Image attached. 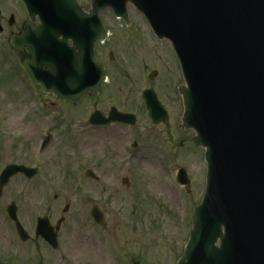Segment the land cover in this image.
Returning <instances> with one entry per match:
<instances>
[{
	"label": "rangeland",
	"instance_id": "1",
	"mask_svg": "<svg viewBox=\"0 0 264 264\" xmlns=\"http://www.w3.org/2000/svg\"><path fill=\"white\" fill-rule=\"evenodd\" d=\"M89 1L78 3L90 10ZM127 13L133 21L139 20L132 6H127ZM23 14L25 9L19 1L0 0V171L6 165L16 164L37 168L39 172L31 180L13 178L3 191L0 262L176 263L188 240L191 214L205 188L204 150L187 151L166 145L170 161L157 165L153 159L166 153L162 138L165 139L167 129L151 127L141 117L132 127L90 129L87 117L94 109L114 107L138 115L136 104L142 100L133 83L138 87L141 63L130 65L127 61L118 76L108 69L106 91L97 97H85L76 105L43 94L7 46L10 16L18 23ZM99 16L113 32L121 29L110 10L101 11ZM124 45L144 58L152 53L161 54L168 71H177L175 60L165 52L164 45L145 37L143 31L135 37L126 36ZM117 68L121 65L117 64ZM165 103L172 107L173 121L168 128L174 142L194 135L177 125L181 117L177 105ZM47 131L52 141L40 151ZM106 159L113 161L107 163ZM179 169L187 173V188L177 182ZM87 170L98 180L86 178ZM123 178L128 180L129 187L121 184ZM10 202L18 207L19 221L30 236L31 241L25 244L13 235L12 225L4 219L3 207ZM93 205L103 213L105 228L91 220L89 211ZM65 207L68 210L63 213ZM40 217H47L52 226L64 218L58 250L53 251L39 239L33 241L35 221Z\"/></svg>",
	"mask_w": 264,
	"mask_h": 264
},
{
	"label": "water",
	"instance_id": "2",
	"mask_svg": "<svg viewBox=\"0 0 264 264\" xmlns=\"http://www.w3.org/2000/svg\"><path fill=\"white\" fill-rule=\"evenodd\" d=\"M21 1L31 19L70 11L82 14L75 0ZM127 4L143 14L155 35L167 39L175 49L188 87L182 91V127L195 133L183 145L205 150L206 188L191 216L188 242L177 264H264V0H92L95 25L98 11L106 7L126 20ZM49 21L40 18L42 25ZM42 25L31 28L27 24L9 42L16 51L30 52L31 59L23 60L22 66L31 80L40 84L44 93L74 104L88 91L97 94L104 77L101 68L92 64V47L96 39H103L104 32L95 27L88 50L81 49L94 76L88 83L81 60L57 64L60 43L44 41L55 39L58 33ZM145 102L149 118L157 123L158 102L153 97H146ZM99 115L94 113L89 123L133 124L131 116L113 110L107 120H99ZM50 140L47 133L41 149ZM19 173L30 179L37 170L7 166L0 175V197L9 179ZM85 177L96 178L91 171H86ZM178 181L189 185L183 170L178 172ZM122 184L129 185L126 179ZM67 210L65 207L63 213ZM7 213L15 222L18 238L28 241L14 204ZM90 217L106 227L97 206L92 207ZM62 222L57 221L55 230ZM39 236L57 248L54 228L46 217L37 219Z\"/></svg>",
	"mask_w": 264,
	"mask_h": 264
},
{
	"label": "flooded vegetation",
	"instance_id": "3",
	"mask_svg": "<svg viewBox=\"0 0 264 264\" xmlns=\"http://www.w3.org/2000/svg\"><path fill=\"white\" fill-rule=\"evenodd\" d=\"M79 5L81 7V11L83 12L82 15H73L69 13L60 14V15H56V14L45 15L46 18H49L52 21L51 23L47 22L43 25L40 23L38 16H34V19L31 20L28 14H23L21 15L22 18L19 19L18 23H17V19L13 18V20L8 24L10 31L8 34L7 42L13 37H15L16 35H19L23 30H25L27 22L30 23V26L32 28L42 25L45 28H49L52 32L60 33L58 34L59 36H56L55 39L49 38V40H46V41H50L51 43L55 42V43L61 44L60 46L61 55L58 59L59 64H65L66 61H70L74 58V62L75 60L77 61L81 60V63L84 66L88 65V63H86L88 62V56L86 54L84 55L81 54V49H83L84 52H86L87 48L83 46H77L75 42L78 43L79 38H80V41H82L83 43H86V44L89 43L88 42L89 41V35H88L89 30L92 32V35H94L96 25L94 22V16L89 13V9L84 8L80 2H79ZM73 17L83 18L82 22L76 23V31H75L76 34H73L72 31H70V27H72V21L70 20H72ZM131 17L132 16L127 14L126 16L127 23L122 18L116 19L114 17L116 21H119L120 25L118 26H120L121 29L113 32L105 25L104 21L98 15V19L101 25V28L99 26V31L102 32V29H104L107 31L108 35L107 37L104 38V41L102 42L97 41L93 45L92 60L98 66L102 67V73L105 76V80H106L105 82L99 85L97 96H100V94L104 92V89L106 91L105 87L107 85V82L110 79L107 73L108 69L112 70L118 76L119 73L122 71V65H124V63L127 64V61H128V64L130 65H133L134 63H141V65L143 66V70L142 72H139L138 74V79H139L138 87L135 85V83H133L136 89L135 91L136 95L139 96L140 99L142 100L141 103L136 104V110L139 113H137L138 115L136 116L134 115L135 121H136V124H138L140 117H141V119L143 120L145 118V120L151 127H154V128L161 127L162 129L163 128L167 129L165 130V139L162 138L163 139L162 149H163V152H166V153H163V155L165 154L163 157H158L155 160L153 159V161L157 163V165L168 164L170 159L168 157V152L165 151L166 145H169V147L171 148L177 145L178 149H184V150H187V149L181 146V143L184 139H181L179 142L175 143L171 137L172 133L170 132L168 127L171 123V120L173 121V115L171 114L172 107H170L169 104L167 105V103L165 102L167 101L169 103L176 104L178 107L177 109L181 111V117H182L183 100H184L182 91H184L185 88H187V86L185 84V79L182 74L181 67L178 63L177 56L174 52V49L170 45V43L165 39L160 40L156 38V36L153 34L149 25L146 23V21L144 20V17L141 14H137L135 16L139 18V20L133 21ZM60 18H63L64 21L58 22L57 19H60ZM141 31H143L145 37H150V38L152 37L155 41L160 42L164 45V47L166 48L165 52L173 60H175L177 71H175L174 73H171L168 71V68L166 66V60L163 57H160L161 54L152 53L151 55L148 54L149 56L147 58H144L142 55H138L134 53L133 51H130L131 49L124 45V40L126 36L129 38L135 37L136 34ZM9 51L13 57L14 56L17 57L18 63L20 65L25 58L31 59L30 52L27 49H24L22 53L17 52L12 49H9ZM117 64L121 65L120 69L117 68ZM92 73L93 72L89 70L85 73H82L84 76V79H86L88 83L94 80V76ZM112 85L115 86L116 81ZM144 94L149 97L155 98L156 101L158 102L157 119L160 120L159 124L154 125L148 119L147 114H146L145 105L142 99ZM88 97H91V95H88ZM110 108L109 107L108 109L104 108L103 110H99V111L106 118ZM94 111H98V110L94 109L93 112ZM93 112H91L90 115ZM89 116L87 117V122H88ZM181 117H179L178 124H177L179 127H180L179 122H181ZM88 126L90 127V129H107V128H118L119 126L126 127L127 125L120 124V123H112V124L105 125V126H90V125ZM162 136H164V132H162ZM102 139L105 140L106 136H103ZM108 140H109V137H108ZM135 146L136 145L134 144V147ZM112 161H113L112 159H106L107 163H110ZM16 177H23V176L17 175ZM6 207L7 205L3 207L4 213H5L4 219L7 220V222H9V224L12 225L11 231L13 235L17 237L14 224L7 217ZM17 217H18V207H17ZM21 226L24 228L22 223H21ZM24 230L26 229L24 228ZM56 234H57V239H58L59 231ZM38 239L39 238H34L33 241H37ZM45 245L48 246L46 243ZM53 251H56V250H53ZM174 264L176 263L174 262Z\"/></svg>",
	"mask_w": 264,
	"mask_h": 264
},
{
	"label": "bare ground",
	"instance_id": "4",
	"mask_svg": "<svg viewBox=\"0 0 264 264\" xmlns=\"http://www.w3.org/2000/svg\"><path fill=\"white\" fill-rule=\"evenodd\" d=\"M21 1V0H20ZM22 2V1H21ZM47 2V1H46ZM36 16V15H35ZM38 27V26H37ZM57 36H59V35H57Z\"/></svg>",
	"mask_w": 264,
	"mask_h": 264
}]
</instances>
